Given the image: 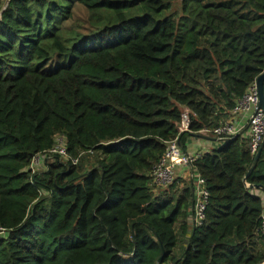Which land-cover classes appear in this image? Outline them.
<instances>
[{
  "label": "trees",
  "instance_id": "obj_1",
  "mask_svg": "<svg viewBox=\"0 0 264 264\" xmlns=\"http://www.w3.org/2000/svg\"><path fill=\"white\" fill-rule=\"evenodd\" d=\"M2 8L0 264L264 261L262 200L246 187L264 188V152L244 181L249 138L219 141L194 163L208 191L199 226L192 181L153 183L166 143L178 138L185 152L191 136L229 121L262 74L264 0ZM184 110L190 131L179 134ZM59 137L65 158L49 154Z\"/></svg>",
  "mask_w": 264,
  "mask_h": 264
},
{
  "label": "built area",
  "instance_id": "obj_2",
  "mask_svg": "<svg viewBox=\"0 0 264 264\" xmlns=\"http://www.w3.org/2000/svg\"><path fill=\"white\" fill-rule=\"evenodd\" d=\"M4 1L7 3V0ZM262 73H264V69ZM242 113H244L248 119V149L250 154L255 156L264 139V113L259 109V97L257 93L256 82L248 88L246 94L235 104L232 110V115ZM189 126V111L184 110L181 115L180 123L177 127L178 133L181 134L184 132H189ZM240 131L241 130L238 129V126H235L234 122L230 120L221 124L215 129L202 130L198 134L200 136H212L218 141H226L239 135ZM49 154L58 155L61 158L67 157L65 142L62 137L57 138V144L52 150L49 151ZM200 157L201 156L199 154L190 155L182 151L178 138H174L166 143L164 155L153 171V183L159 188H167L168 186L172 185L176 178L177 170L186 169L188 171V179L193 182L194 200L192 208V222L194 226H199L202 224L205 218V208L208 199V191L205 187V181L198 175L196 176L193 174V165L197 160L200 159ZM78 159L79 157L72 158V164H77ZM38 165H40V157L37 156L32 160L31 168L35 169ZM261 264H264V261Z\"/></svg>",
  "mask_w": 264,
  "mask_h": 264
},
{
  "label": "crops",
  "instance_id": "obj_3",
  "mask_svg": "<svg viewBox=\"0 0 264 264\" xmlns=\"http://www.w3.org/2000/svg\"><path fill=\"white\" fill-rule=\"evenodd\" d=\"M234 122L235 126H238V129L241 130L239 135L243 139L249 138V128H248V119L247 116L242 114L232 115L231 119ZM229 120V121H230ZM205 137V138H204ZM221 145L217 139L212 136H202V137H190L185 143V152L187 154H199L202 156L203 154L211 152L213 149L218 148ZM264 152V148H263ZM201 158V157H200ZM188 179V171L186 169H179L176 172V178L174 183L182 186ZM249 184H246L248 188ZM252 195L259 197L262 200L263 205V214L262 217L264 219V191L261 189H252L249 190Z\"/></svg>",
  "mask_w": 264,
  "mask_h": 264
},
{
  "label": "water",
  "instance_id": "obj_4",
  "mask_svg": "<svg viewBox=\"0 0 264 264\" xmlns=\"http://www.w3.org/2000/svg\"><path fill=\"white\" fill-rule=\"evenodd\" d=\"M256 88H257V93H258V97H259V109L264 113V73H262L257 79H256ZM197 137H202L200 135H198ZM205 138V137H204ZM264 148V139L261 143L260 148L258 149L257 153L254 156L252 165L250 166L244 181L250 176V174L253 172V170L256 167V164L259 160V157L263 151ZM248 188L250 190L252 189H261L262 191H264V188L260 185H249Z\"/></svg>",
  "mask_w": 264,
  "mask_h": 264
},
{
  "label": "rangeland",
  "instance_id": "obj_5",
  "mask_svg": "<svg viewBox=\"0 0 264 264\" xmlns=\"http://www.w3.org/2000/svg\"><path fill=\"white\" fill-rule=\"evenodd\" d=\"M3 1H4V0H1V1H0V7L2 6ZM2 9H3V8H2ZM2 9L0 10V12L2 11ZM87 160H88L89 163L92 161L90 158H88ZM89 163H88V164H89ZM188 180H189V179H187V181H188Z\"/></svg>",
  "mask_w": 264,
  "mask_h": 264
}]
</instances>
